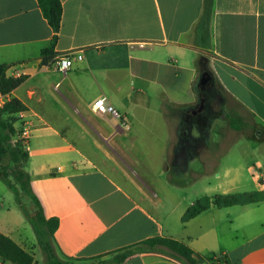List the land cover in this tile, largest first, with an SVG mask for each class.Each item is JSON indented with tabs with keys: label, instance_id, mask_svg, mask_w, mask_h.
<instances>
[{
	"label": "crops",
	"instance_id": "crops-1",
	"mask_svg": "<svg viewBox=\"0 0 264 264\" xmlns=\"http://www.w3.org/2000/svg\"><path fill=\"white\" fill-rule=\"evenodd\" d=\"M60 2L55 55L44 61L54 32L37 0H0V65L8 76H26L0 97L26 106L13 114L15 126L28 128L31 189L45 216L58 219L60 264H182L157 252L113 261L155 236L184 242L197 264H264V0ZM73 49L83 59L60 72L56 55ZM134 89L174 112L144 115V130L125 111ZM100 97L127 127L95 112ZM225 98L238 109L237 128L252 122L258 147L246 176L235 166L215 183L208 175L220 177L223 150L209 145L212 106L224 111ZM151 137L163 138L161 149L141 144ZM236 192H259L258 200L211 203L182 221L201 196ZM17 227L0 219V232L26 249ZM0 264L18 263L0 257Z\"/></svg>",
	"mask_w": 264,
	"mask_h": 264
},
{
	"label": "trees",
	"instance_id": "trees-1",
	"mask_svg": "<svg viewBox=\"0 0 264 264\" xmlns=\"http://www.w3.org/2000/svg\"><path fill=\"white\" fill-rule=\"evenodd\" d=\"M38 6L52 28L54 35L48 45L42 51L44 61L55 55L54 44L56 33L58 32L62 7L60 0H37ZM6 65H0V94L6 95L17 87L26 76L11 77L6 74ZM26 106L17 98L11 97L5 99L0 105V178L7 187L18 195L19 191L26 194L34 208L32 214H28L20 206L26 219L32 226L40 242V248L45 253V259L54 264H60L58 257L53 259L48 240L54 241V232L58 226V219L55 217H46L42 205L33 193L30 186V176L26 169V163L29 158V152L21 139H16L15 134L21 130V125L15 126L17 119L13 114L24 111ZM231 127L238 129L237 125L230 123ZM11 177L15 186L7 181ZM259 192H241L215 194L212 198L204 195L196 199L183 213L182 221H187L202 211L206 210L211 203L218 207H225L234 204H247L258 200ZM136 252H157L173 258L182 264H197L198 254L194 252L187 244L171 237H151L136 242L124 248L118 253L113 261L122 262L128 255ZM0 257L11 260L18 264H34L33 254L12 238L0 232Z\"/></svg>",
	"mask_w": 264,
	"mask_h": 264
},
{
	"label": "rangeland",
	"instance_id": "rangeland-1",
	"mask_svg": "<svg viewBox=\"0 0 264 264\" xmlns=\"http://www.w3.org/2000/svg\"><path fill=\"white\" fill-rule=\"evenodd\" d=\"M144 98L141 92L134 89L133 90V101L132 104L126 107L125 111L127 115L131 118L134 116L135 124H142V128L145 130V121L143 120V116L147 114H158V112H174L172 106L170 105H157L148 102L147 99ZM219 97V101H220ZM213 109L217 113V120L215 121L212 129V142L209 144L212 148L218 149L221 148L223 153L218 159L219 164L216 168V171L220 173V177L216 178V173L208 175L215 183L222 182L224 178V173L227 169L231 167H238L242 172L243 176H246L245 164L248 161H251L254 157L253 155L256 152L258 147V142L252 136V122L250 120L243 121L238 129H234L231 127L230 123L238 125L236 121V116L238 114V109L235 104L230 102V100H226L224 104V111L221 109H217L216 106H212ZM221 113V115H220ZM133 115V116H132ZM220 115V116H219ZM142 120V121H140ZM133 120H130L132 122ZM218 134H222L218 140ZM146 139V140H145ZM163 138H142L141 144L145 146V144L150 146H156L161 149ZM217 141V142H216ZM24 145L26 144L24 140H22ZM199 144H202V140L199 139ZM205 144V142H203ZM9 183L16 187L15 182L11 177L7 179ZM241 190V189H240ZM22 206L28 214H32L34 212L33 204L30 198L19 191L18 195H15L10 189H8L5 184L2 182L0 178V219L5 221L8 225L18 226L20 228L17 231L19 241L25 245L26 249H28L34 256L35 264H54V262L46 261L45 253L40 248V242L38 237L36 236L32 226L26 219L22 210L20 209ZM254 208V206H251ZM264 213V207L262 208ZM49 247L52 252V258L55 259L58 257V252L56 249V245L53 240H48ZM214 258L211 259V264L214 263Z\"/></svg>",
	"mask_w": 264,
	"mask_h": 264
},
{
	"label": "built area",
	"instance_id": "built-area-1",
	"mask_svg": "<svg viewBox=\"0 0 264 264\" xmlns=\"http://www.w3.org/2000/svg\"><path fill=\"white\" fill-rule=\"evenodd\" d=\"M83 59V51L78 49L69 50L63 53L56 55L54 60V66L60 72H66L68 69L72 67L75 61H79ZM0 104H2V100L0 97ZM93 109L97 113H106L109 114L113 118H117L120 120L121 124L124 127H127V118L124 114L119 112L113 105L107 103L104 98H97L93 102ZM16 139H21L26 141L28 138V128L26 126H22L21 130L15 134ZM251 173L253 176H256L260 173L259 166L253 165L251 166Z\"/></svg>",
	"mask_w": 264,
	"mask_h": 264
},
{
	"label": "water",
	"instance_id": "water-1",
	"mask_svg": "<svg viewBox=\"0 0 264 264\" xmlns=\"http://www.w3.org/2000/svg\"><path fill=\"white\" fill-rule=\"evenodd\" d=\"M207 77L206 76H202L200 79V83L204 84L206 82Z\"/></svg>",
	"mask_w": 264,
	"mask_h": 264
}]
</instances>
